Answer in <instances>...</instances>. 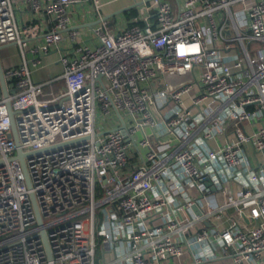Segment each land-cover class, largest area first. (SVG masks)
<instances>
[{"label": "built area", "instance_id": "obj_1", "mask_svg": "<svg viewBox=\"0 0 264 264\" xmlns=\"http://www.w3.org/2000/svg\"><path fill=\"white\" fill-rule=\"evenodd\" d=\"M90 1L77 28L0 0V264H264V0H143L119 32Z\"/></svg>", "mask_w": 264, "mask_h": 264}, {"label": "crops", "instance_id": "obj_2", "mask_svg": "<svg viewBox=\"0 0 264 264\" xmlns=\"http://www.w3.org/2000/svg\"><path fill=\"white\" fill-rule=\"evenodd\" d=\"M143 0H103L102 7H101V13L108 16L113 13H117L118 11H121L123 9L129 8L123 12H119L116 15H114L111 18H108L109 23L108 26L110 29L114 32H119V30L123 29L125 26H127L128 23H131L135 21L136 19H140L144 15V11L141 8V2ZM139 3L137 6L133 7L134 4ZM18 9V17H23L26 18L29 16V4L28 3H23L17 6ZM76 9L79 12L80 15V21L78 19V15L76 12ZM73 7V12H72V18H73V24L74 27H77L80 24L85 25V27H80V28H89L93 25H96L98 21H100L99 16L97 15L96 10L93 7V2L90 0H85L82 3H78V8ZM96 23V24H94ZM63 42L60 45L59 50H52L46 57L44 58L45 64L42 68L36 70L33 73V76L37 75V73L41 70L44 69L45 65H49L50 68L52 67H59V70L55 73L49 72L45 76L40 75L33 80L35 82H42L47 79H49L50 76L59 74L62 72V65L59 62V57H60V51H63ZM1 58H2V63L4 68L7 66L11 65H18L21 60V54H20V49L17 45H11L9 47L4 48L1 51ZM210 264V263H209ZM211 264H231L229 260L227 259H222L219 261L212 262Z\"/></svg>", "mask_w": 264, "mask_h": 264}, {"label": "water", "instance_id": "obj_3", "mask_svg": "<svg viewBox=\"0 0 264 264\" xmlns=\"http://www.w3.org/2000/svg\"><path fill=\"white\" fill-rule=\"evenodd\" d=\"M147 1L148 0H146V2ZM73 4H74L75 9L78 8V2H77V0H73ZM138 4L139 3L134 4L133 7L137 6ZM127 9H129V8H126V9H123L121 11H118L117 13L123 12V11H125ZM76 12H77V15H78V19L80 21L81 20L80 19V15H79V12H78L77 9H76ZM117 13H113L111 15H108V16L105 17V19L111 18L114 15H116ZM96 23H100V21H98ZM96 23H94V24H96ZM79 27H85V25L80 24V25L77 26V28H79ZM11 45H13V44L4 45V46H1L0 45V88H1L2 93H3V95H4L5 98H8L9 97V91H8V87H7V83H6V79H5V75H4V66H3L2 58H1V51L4 48L9 47ZM7 106H8L9 115H10V118H11V121H12L14 136H15V139H16V143L18 145V138H17L16 129H15V122H14V111L12 109V106H11L10 101L7 102ZM25 156H26V153L22 152V150L20 149V147H18L16 158H18L21 161L22 167H23L24 172L26 173V176H27V168H26V164H25V160H24V157ZM27 184H28L29 187H31V183H30V180H29L28 176H27ZM32 199L34 201V205H35V209H36V212H37V215H38V219L41 222L40 215H39L38 208H37V205H36L35 198H34V195L33 194H32ZM44 237H45V234H44ZM45 243H46V247L49 249L48 243H47V239H45ZM49 256L51 258L50 252H49Z\"/></svg>", "mask_w": 264, "mask_h": 264}, {"label": "rangeland", "instance_id": "obj_4", "mask_svg": "<svg viewBox=\"0 0 264 264\" xmlns=\"http://www.w3.org/2000/svg\"><path fill=\"white\" fill-rule=\"evenodd\" d=\"M109 28H110V27H109ZM58 70H59V67H58V66H57V67H52V68H50L49 65H45L44 69L41 70V71H39V72L37 73V75L33 76V78H34V79H36V78H40V77H38V76H40V75H44V76H45V75H46L47 73H49V72H53V73H55V72H57ZM36 80H37V79H36ZM166 80H167L168 82H170L171 84L179 85V84H181L182 82L185 81V78L180 77V76H167ZM159 128H160L161 130H163V125H160Z\"/></svg>", "mask_w": 264, "mask_h": 264}]
</instances>
